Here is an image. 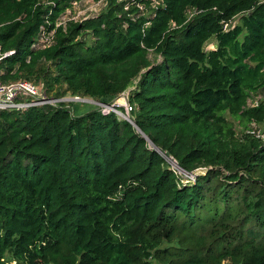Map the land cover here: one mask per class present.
<instances>
[{
    "label": "trees",
    "instance_id": "obj_1",
    "mask_svg": "<svg viewBox=\"0 0 264 264\" xmlns=\"http://www.w3.org/2000/svg\"><path fill=\"white\" fill-rule=\"evenodd\" d=\"M72 1L0 0L1 80L128 90L137 128L95 104L0 110V264H264V142L247 132L264 120V0H108L55 26Z\"/></svg>",
    "mask_w": 264,
    "mask_h": 264
},
{
    "label": "built area",
    "instance_id": "obj_2",
    "mask_svg": "<svg viewBox=\"0 0 264 264\" xmlns=\"http://www.w3.org/2000/svg\"><path fill=\"white\" fill-rule=\"evenodd\" d=\"M80 0L72 1L71 4L59 15L57 18V21L55 23V26L58 25H65L69 21H81L83 19H86L88 17H92L98 13H90L87 14L81 18H75V17H69L67 21L63 19V14L72 7L73 3H76ZM99 2H102L104 0H97ZM107 1V0H106ZM119 2H123L124 9H128L133 4L136 6L139 10H145L144 5L139 0H117ZM153 4L158 3V0H152ZM54 32L55 28H52L51 30H46L44 27L41 29V32L39 34V37L35 43L36 47H45L52 43L54 38ZM122 102L113 100L111 103L105 104L102 102H97V107L100 108V110L103 113H108L110 111H113L118 116L120 114H125L130 116V112L133 110V105L128 100V91H123L122 96ZM63 98H53L48 97L47 92L45 88H40L39 85L34 84L28 80H17L13 82H5L1 80L0 78V110H16V109H24L29 106L34 105H42V104H57L58 102H62ZM256 104V101L253 102V105ZM122 107L123 111L119 110L118 108ZM118 111V112H117ZM120 112V113H119ZM251 126L247 129V132L250 134H253L255 137L259 138L262 142H264V120L261 122H252L250 124ZM173 168L178 169L180 173H183L185 177H189L193 179L192 174H187L184 171H182L180 168H178L177 164L174 163V161H170Z\"/></svg>",
    "mask_w": 264,
    "mask_h": 264
},
{
    "label": "rangeland",
    "instance_id": "obj_3",
    "mask_svg": "<svg viewBox=\"0 0 264 264\" xmlns=\"http://www.w3.org/2000/svg\"><path fill=\"white\" fill-rule=\"evenodd\" d=\"M107 5H108V0L107 1L104 0L102 2H99L97 0H80L76 3H73L72 7L69 8L65 12V14H63L62 17L65 21H67V19L69 17H72V16L78 19V18H81V17H83L87 14L93 13V12L94 13H100L105 8H107ZM236 21L237 20L234 19L233 23H235ZM80 38L84 39L87 43H90V41L92 40V36L89 33H86L83 35L81 34ZM213 47H214V41L211 40L207 43L206 48L211 49ZM150 56L152 57L153 54H151ZM37 85H39L40 88H42V89L45 88L42 83L37 84ZM47 96L52 97V92L47 93ZM121 96H122V93L119 94L117 97H115L113 100L121 102L122 101L120 98ZM61 98H63L62 102L68 103L67 104L68 106H70V102H73L75 110L78 113H81L85 110H88L92 106L97 105V102H99V101L93 100V99L88 98V97H77V96H71L70 94H66L65 96H63ZM258 98H259V95H257L255 99H258ZM93 101H95V102H93ZM105 104H108V103H105ZM119 117L122 118L123 116L120 114ZM148 264H158V263L155 262L154 260L153 261L150 260V262Z\"/></svg>",
    "mask_w": 264,
    "mask_h": 264
},
{
    "label": "water",
    "instance_id": "obj_4",
    "mask_svg": "<svg viewBox=\"0 0 264 264\" xmlns=\"http://www.w3.org/2000/svg\"><path fill=\"white\" fill-rule=\"evenodd\" d=\"M93 102H95V101H93ZM118 112V111H117ZM120 113V112H119ZM123 117H122V119H125V120H127L128 122H130L132 125H134L135 127H136V125H135V123H134V121H133V119L130 117V116H128V115H125V114H121ZM137 128V127H136ZM174 163H176L175 161H174ZM177 164V163H176Z\"/></svg>",
    "mask_w": 264,
    "mask_h": 264
},
{
    "label": "bare ground",
    "instance_id": "obj_5",
    "mask_svg": "<svg viewBox=\"0 0 264 264\" xmlns=\"http://www.w3.org/2000/svg\"><path fill=\"white\" fill-rule=\"evenodd\" d=\"M121 100H122V98H121ZM122 101H123V100H122ZM122 101H121V102H122Z\"/></svg>",
    "mask_w": 264,
    "mask_h": 264
}]
</instances>
